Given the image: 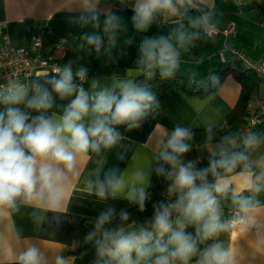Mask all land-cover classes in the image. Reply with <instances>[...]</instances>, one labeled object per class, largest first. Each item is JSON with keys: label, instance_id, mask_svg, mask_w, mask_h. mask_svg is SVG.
Segmentation results:
<instances>
[{"label": "clouds", "instance_id": "obj_1", "mask_svg": "<svg viewBox=\"0 0 264 264\" xmlns=\"http://www.w3.org/2000/svg\"><path fill=\"white\" fill-rule=\"evenodd\" d=\"M81 2L85 8L94 7L93 0ZM201 3L203 0H135L132 22L137 31L145 32L158 14L175 16L181 10L187 14L190 10H199ZM98 19L96 13L81 16L84 22L98 23ZM120 19L114 14L105 18L103 31L109 34V40L121 27ZM190 27L203 28L209 34L214 31L209 14L190 18ZM176 38L180 43H187L192 37L186 39L180 33ZM85 39L100 51V35H86ZM140 55V63L146 69H158L165 77L172 75L179 62L177 48L165 36L145 38ZM56 72L59 78L48 81L51 91L37 83L31 96L27 88L15 84L6 93H0V104L4 105L0 110V210H18L21 204H37L49 211H59L66 200L69 174L76 175L78 160L90 151L111 149L121 139L116 126L126 125L128 130L139 128L149 110L156 106L154 94L131 79L120 80L111 88H100L98 81L93 80L91 91H86L74 76L85 81L87 69L81 67L74 73L69 63L58 67ZM53 93L61 100L74 97L58 118L45 114L54 106ZM207 131V139L211 141V128ZM166 136V141L158 142L162 144L158 152L162 163L156 172L170 181L168 192L176 197L175 202L154 205L150 227L139 231H128L122 226L106 228L113 211L101 213L87 237L95 241L97 256L107 257L115 264H190L193 257H198L195 264H238L236 249L218 240L221 233L237 225L242 231L254 228L257 246L264 249V220H261L264 208L259 201L254 197L233 196L237 215L232 220H224L218 199L232 191L229 174L238 166L243 169L239 173L245 179L243 190L259 192L264 188L261 183L264 171L254 172L247 154L259 145L257 135L248 134L239 143L231 135L222 137L212 145L208 166L204 168L184 160L192 148L190 129L176 126ZM239 144L243 145V151L237 150ZM146 177L147 173L142 170L127 179L110 173L103 181L97 180L96 195L106 199L124 194L143 211L149 198L144 186ZM120 218L127 221L129 216L122 212ZM189 227L194 233L187 231ZM207 241L212 243L200 249L199 245ZM16 261L17 264H48L36 246L19 251ZM55 264H64L63 257L57 256Z\"/></svg>", "mask_w": 264, "mask_h": 264}, {"label": "crops", "instance_id": "obj_2", "mask_svg": "<svg viewBox=\"0 0 264 264\" xmlns=\"http://www.w3.org/2000/svg\"><path fill=\"white\" fill-rule=\"evenodd\" d=\"M134 2L93 0L94 7L85 8L81 0H0V43L5 35L12 44L30 50L33 40L38 38L37 53L41 57L56 60L61 68L70 63L74 73L81 67L87 69L86 80L82 83L86 91H91L93 80L98 81L100 88H111L116 82L127 79L145 86L148 69L140 63V45L145 38L160 36L170 37L179 52L178 66L173 73L204 81L208 71L227 65L232 57L224 52L222 59L219 54L224 43L222 35L210 38L203 28L190 27V18L202 14H209L217 27L234 21L235 34L227 38L229 44L248 59L264 58V19L257 9L249 8L243 0L242 4L236 0H203L199 10H190L187 14L183 10L175 16L158 14L145 32L137 31L133 25ZM92 13L98 14V23L81 20V16ZM113 14L121 18V27L109 40V34L103 31L104 21ZM180 33H184L186 39L192 37L191 40L180 43L176 38ZM90 34L102 37L99 52L87 43L85 36ZM111 63L123 66L121 72L102 73ZM37 78L33 76L28 80L27 87L32 91ZM239 93L240 84L231 74L226 75L217 91L200 98L168 89L163 97L164 109L151 131L146 133L140 127L118 131L121 139L111 149L101 148L98 153L90 151L78 160L76 175L69 174L66 200L59 211H49L37 204H21L18 210H0V264H17L19 251L30 246L38 247L48 264H55L57 256L63 257L64 264H72L81 252L86 220H97L101 213L110 209L113 218L132 204L124 194L118 198H99L97 180L103 181L110 173L127 179L135 171L142 170L147 173L144 185L147 189L162 147L158 142L166 141V133H171L176 126L188 129L218 126L235 105ZM48 116L58 118L60 115ZM253 133L260 143L247 154L252 170L260 173L264 171V138L259 130ZM235 138L238 143L242 140L238 134ZM215 143L192 146L184 157L185 162L210 157ZM237 150L243 151V145L239 144ZM242 170V166H238L229 174L232 194L245 191V179L239 175ZM169 184L165 177L163 194L167 199L172 196L168 192ZM260 205L264 208V203ZM220 207L222 218L227 220ZM218 240L236 249L238 264H264V249L257 246L254 228L242 231L237 225L221 233Z\"/></svg>", "mask_w": 264, "mask_h": 264}, {"label": "trees", "instance_id": "obj_3", "mask_svg": "<svg viewBox=\"0 0 264 264\" xmlns=\"http://www.w3.org/2000/svg\"><path fill=\"white\" fill-rule=\"evenodd\" d=\"M247 3L249 8H255L259 11L257 5L261 6L264 10V0H243ZM260 12V11H259ZM262 18L264 19L263 14L260 12ZM87 16H90L87 14ZM106 66V65H105ZM123 69V66L115 65L111 63L109 67L105 68L102 73H108L115 71L120 73ZM231 74L235 80L240 84V93L237 98V101L233 108L226 114L224 120L221 124L216 127L211 128L212 140L209 141L207 139L209 133L208 128L206 129H190L193 133V138L191 140L192 146H203L207 143H215L219 142L220 139L224 136L231 135L235 137L241 129V125L244 119L246 104L248 99L250 98L252 92L260 85L261 78L257 76L251 69H245L241 65V63L236 58H229L228 64L225 66L218 67L216 69L210 70L206 74V78L204 81H198L191 76H181L176 73H172L170 76H162L161 73L156 70H148V78L145 86L154 94L156 98V106L154 109H150L148 115L141 122L140 128L148 133L151 131L153 126L158 120V117L162 113L164 109L163 97L164 93L168 89H174L180 94L193 96V97H204L210 93H214L217 91L219 86L221 85L223 79L226 75ZM59 78L58 73H45L41 76H38L36 84H40L49 91H51V85L48 81L52 78ZM213 77L218 78V81H214ZM76 81V77L74 76ZM28 89V95L31 96L33 91L29 87H25ZM55 103L52 109H50L46 115H50L52 113H57L62 115L63 109L70 103L71 99L61 100L59 97H56L53 93ZM23 107V106H21ZM4 108L3 104H0V110ZM30 111L32 115H36L32 110ZM117 131H124L127 126L126 125H118ZM209 158H203L196 162L197 168H204L208 166ZM162 163L159 159L157 160L152 174L150 178L149 185L146 191L149 193V198L145 202V208L143 211L140 210L138 205L132 203L131 206L125 209L122 212H126L129 216L127 221H122L119 213L117 216L113 217L109 224L105 225L106 228H118L124 227L128 231H139L141 228H149L150 223L153 220L154 216V205L159 204L161 202H175L176 197L174 195L171 198H165L164 191V180L165 175H159L156 172L157 167ZM167 165L165 168L167 169ZM209 181L212 182V176L208 177ZM264 184V180L261 181ZM245 196V197H254L260 204L264 203V188H262L259 192H253L250 190L242 191L238 194H232L231 192L221 195L218 197L220 206L223 207L224 212L227 214L228 209H236V205L233 201V196ZM96 220L87 219L85 222V227L83 230L82 238H81V247H80V255L74 258L72 264H115L114 261L109 260V258H100L97 256V249L94 240H88V235L94 230ZM189 232L194 233V229L189 227L187 229ZM166 239V237H165ZM212 243V241H207L199 245L200 249H203L207 246V244ZM198 257H193L190 261V264H195V261ZM179 264V262H177Z\"/></svg>", "mask_w": 264, "mask_h": 264}, {"label": "built area", "instance_id": "obj_4", "mask_svg": "<svg viewBox=\"0 0 264 264\" xmlns=\"http://www.w3.org/2000/svg\"><path fill=\"white\" fill-rule=\"evenodd\" d=\"M242 4V0H236ZM236 24L229 21L226 25L217 27L214 25V31L209 34L205 29L206 36L212 38L217 35L224 37L223 48L219 54L223 59V53L227 52L231 57L236 58L243 68L251 69L261 78L260 88H256L251 94L246 104L244 119L241 129L238 132L240 138L248 134H253L259 130L264 138V58L260 60L248 59L240 50L233 47L227 41L229 36L235 34ZM40 46V40H33V48L27 49L20 45L12 44L7 36L3 35L0 43V93H6L12 85L27 87L29 78L41 76L45 73H57L56 69L61 68L56 60H49L41 57L37 52ZM77 84H82L76 78ZM227 220H232L237 215L236 209H228Z\"/></svg>", "mask_w": 264, "mask_h": 264}, {"label": "water", "instance_id": "obj_5", "mask_svg": "<svg viewBox=\"0 0 264 264\" xmlns=\"http://www.w3.org/2000/svg\"><path fill=\"white\" fill-rule=\"evenodd\" d=\"M257 7H258V9H259V11L263 14V16H264V10H263V8L261 7V6H259V5H257ZM38 77V76H37Z\"/></svg>", "mask_w": 264, "mask_h": 264}, {"label": "rangeland", "instance_id": "obj_6", "mask_svg": "<svg viewBox=\"0 0 264 264\" xmlns=\"http://www.w3.org/2000/svg\"><path fill=\"white\" fill-rule=\"evenodd\" d=\"M254 91H255V90H254ZM254 91H253V92H254ZM253 92H252V93H253Z\"/></svg>", "mask_w": 264, "mask_h": 264}]
</instances>
